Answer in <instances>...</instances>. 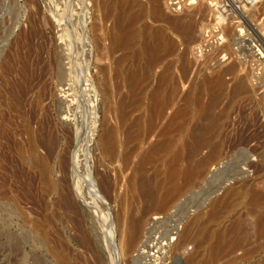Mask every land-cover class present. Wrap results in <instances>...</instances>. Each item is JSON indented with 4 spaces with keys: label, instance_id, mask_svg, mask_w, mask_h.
<instances>
[{
    "label": "rangeland",
    "instance_id": "obj_1",
    "mask_svg": "<svg viewBox=\"0 0 264 264\" xmlns=\"http://www.w3.org/2000/svg\"><path fill=\"white\" fill-rule=\"evenodd\" d=\"M263 1L257 0L253 2L252 13L256 11L253 13H256L254 19L257 18L256 23L261 27L257 30L254 22H250L246 15L244 18L239 17L232 20L228 17L229 15L224 16V13L219 11L218 22L211 11H209L211 7L215 14L218 13L219 5L216 4L215 0H160L162 12L170 16H181L188 11H196L195 17H193L195 19L192 21L194 22V27L192 26L194 30L192 29L190 34H182V36L176 35L170 29L166 30V34L173 44L172 46L170 45L172 49H169V45H167L169 46L168 49L167 46L161 47L160 58L155 67V75L153 74L150 80L152 86L144 89L140 100L134 96L133 90L129 89L130 86L123 81L124 74L122 70L135 67L141 69L146 66V56L142 52L141 46L148 39L144 41L143 37L137 35L130 40L128 46L115 50L113 55H111V49L108 48L110 43L106 40L105 45H107L109 50L107 48L104 49L102 56H108H105L107 61L105 58H100L101 61H99L102 64L108 62L105 64L107 70L108 68L111 70L112 68L110 69V67L114 69L109 73V70L107 71L109 75L107 76L110 78L106 76L109 79L107 84L111 95V101L108 103L109 111H106L101 102L103 99V88L100 84V80H102V74L99 70L100 62L97 64L93 62V65L89 66L88 70H84L85 68L82 66L84 61L81 53H84V50H82L84 45L81 42L82 38H79L80 40L77 39L81 37L80 31L78 32V29H80L78 26V8L80 6L78 0H0V264H29V262H33V255L35 254L38 255L39 264H51L45 251L47 245L49 247L63 248L66 254H69L68 258L71 264L108 263L107 255H105L107 250H109L107 230L111 222L114 225L117 222V209L120 206V202L125 201L126 205L132 207L142 206L144 201L139 193L137 182L141 178L146 177L149 182L152 180L149 183L150 186H154L155 183H161L164 180L166 164L171 152L159 154V158L143 164L144 166L142 165L146 171L142 167H138L133 174L132 167L122 175L118 171V165L114 164V162L106 165L105 168H101L96 160H93V178L95 179V184H97V189L100 190L99 197L94 193H90L88 188H83L84 197L81 195V197H78L76 190H74L75 201L70 204V207H65L61 204L57 194L48 190L46 186L44 187L37 171L27 165L26 147L28 134L26 126L39 141L47 140V138L58 139L56 150L61 156V161L58 163L51 161L55 167V173L50 177L52 179L62 178L65 174L66 179L71 182L68 172L70 165H72L70 164L72 152L77 150L75 153L77 154L74 163L75 168H77V171L82 168V171L85 172V167L83 166H89L86 148L91 139L93 148L96 147V144L100 145L103 123L106 122L113 126L117 123L118 127L116 125L115 127L119 128L117 119L119 115L144 119L148 114L147 104L149 101L147 94L155 86L158 72L166 65L169 67L171 71L170 80L164 91H171L175 88V83L179 81V67L185 63V59L189 72L184 78L185 80L182 79L183 86L179 90L182 95L190 84H192V88L189 99L180 102V112L179 116H177L179 119L175 117L176 120H174L176 128L179 130L174 131L169 136L173 143L171 150H178L185 141L187 143L191 142L190 135L196 122L195 119L210 104V102L207 103V100L210 101L208 97L210 96L211 98L212 95L209 93L210 86L205 83L206 77L225 70L226 67L233 66L234 72L223 76L226 86L221 92V97L215 99L216 101L219 100V103L215 102L213 106H217L214 108L211 105L210 107L213 108V111H209L210 116L220 115L225 117L223 127L214 128L216 134L214 142L222 143V157H224V160L220 166L216 167V170H219L216 175H210L208 178L203 179L200 184L187 187L186 190L172 198L167 209L157 212L160 216H164L157 223H160L158 229L169 228V224H173L174 216L179 214L176 218H182V216L186 215L185 213L194 210V207L201 204V200L203 202L207 198L210 190L212 191L218 185L224 184L225 180L227 185L229 182L233 186H238L243 182L244 177L248 183H251L250 187L259 185L257 188L264 191ZM196 7L197 10L195 9ZM201 11H203L204 15ZM200 14L203 16H200ZM104 20L100 17L98 20L99 25L102 26L101 24H103L105 26L106 23L107 28L103 26L102 28L108 31L112 27V22L111 20L104 22ZM240 22L241 25L243 23L242 26ZM142 24L162 25V23L151 22L150 17L147 15L136 27L141 28ZM251 26L256 31L252 30ZM230 29L232 31L228 33ZM240 29H242V32L239 31ZM186 36L193 38L190 39L189 37L188 40ZM168 50L170 54H167ZM165 51H167L166 54ZM66 53L71 56L68 58ZM102 56L100 55V57ZM182 57H185L184 60ZM63 58L73 62L70 61L69 63L72 65L68 76L67 73H62L60 82L57 77V62L58 60H63ZM117 58L120 63L114 61L118 60ZM69 60L65 61L69 62ZM116 66L117 68H115ZM81 67L83 71L80 69ZM82 72L86 73L84 75L86 79ZM87 73L92 81V83L88 82L90 86L86 84L87 82H84L89 81ZM241 76L244 77L246 86H248L246 96L233 97L230 94L232 93L230 92L232 85ZM82 81L85 85L82 84ZM118 82L120 86H117ZM198 87L201 89L199 88L200 90H198ZM130 90H132V94H128ZM197 90L200 92H197ZM206 91H209L208 94H206ZM129 95L134 96V99H128V97L130 98ZM198 95H202L200 96L202 99H200V103L197 100ZM122 100L126 102L123 105L134 101L128 107L124 105L126 107H124L126 111L123 109L124 113L119 109L122 107ZM137 100L138 102H136ZM120 101L121 103H118ZM176 104L178 103H172L174 108L171 107L169 112L178 106ZM132 107L135 110H132ZM126 112L127 114H125ZM180 118L183 119V122ZM219 130L220 132L217 134ZM143 149L139 150L135 162L137 161L136 159H139ZM38 151L40 154L45 155L43 147H39ZM206 151H208V148H203L200 153L204 154ZM227 168L229 169L227 170ZM223 171H225L227 177L225 176L223 177L224 179L222 178L219 181L216 176ZM233 172L236 175H233ZM238 172L242 174L239 175ZM240 177L241 179H239ZM107 182L110 185H107ZM165 184L166 181L165 183L163 181L158 190L159 193L164 191ZM250 187L242 190L238 195L232 196L228 203L224 205L225 207L221 205L222 209L221 206L215 208L214 211L218 212L217 214L214 211L213 214L210 206L206 205V207L200 208L203 212L197 219H193L194 215H186L183 227L189 226L188 232L191 235L201 229L219 231L232 226L240 229L244 227L243 230L246 231V245L244 248L250 254L246 257V260L238 261L237 264H264V234L257 236L255 221L258 212L264 209V203L260 206L250 203ZM189 190L191 192H188ZM221 192L219 191L218 194ZM206 202L208 201L206 200ZM176 203L178 204V210H174V207H172ZM208 213L215 215V219L213 215ZM164 219L165 222H163ZM36 221L46 227V239L35 231L33 222ZM28 233H32L33 236L27 239ZM191 252H193V247L192 244H189L182 256L178 257L176 255L178 262H184L185 257ZM26 253H29L28 260L25 256ZM236 253H240V251ZM173 255L168 261L174 260ZM204 255L205 252L201 251L200 257L202 258ZM128 258L130 259V255L122 258L123 261L120 264H131L132 261L129 260L130 262H128ZM226 258L223 257L212 264L221 263ZM112 263L114 264V261L110 262V264Z\"/></svg>",
    "mask_w": 264,
    "mask_h": 264
},
{
    "label": "bare ground",
    "instance_id": "obj_2",
    "mask_svg": "<svg viewBox=\"0 0 264 264\" xmlns=\"http://www.w3.org/2000/svg\"><path fill=\"white\" fill-rule=\"evenodd\" d=\"M215 1H216V4L219 5V9L217 10L218 13L215 14V12H213L211 7L209 8V11H211L212 15H214L217 21H218V16H219L218 14H220L219 11L221 13H224V16L229 15L228 17L231 18L232 20L234 18H239V17L244 18L246 15V18H248V20L250 19V22H254V25L257 27L255 29L258 30V28L259 29L261 28L260 25L256 23L257 18L254 19V15L256 13L255 14L253 13L256 11H253L252 13L253 2H247L246 0H215ZM78 3H80V6L78 8V22H79L78 26L80 27V29H78V32L80 31L81 37H78L77 39L82 38L81 42H83V45H84V46L81 45L83 46L82 50H84V53L83 52L81 53L82 60L84 61L82 65L84 66L83 68H85L84 70H88V67L92 66L93 62L97 64L103 58H105L107 61L106 57L108 56L106 55H105L106 57L102 56L103 50L107 48V45H105L106 40H108V42L110 43L108 48L111 49V53H112L111 55H113L115 50L117 51V49L125 48L126 46H128L130 40H132L137 35L143 37L144 41L145 39H148L146 43L141 46L142 52H144L146 56L145 58L146 66L144 68L142 67L141 69L135 67V68L128 69V70L127 69L122 70V73L124 74L123 81L126 82V84L130 86L129 89L131 88L133 90L132 93L138 100H140L141 95L144 93V89H147L148 86H152V82H150V80H151L152 75L156 71L155 67L157 66L159 58H160L159 52L161 50V47H165L167 45L169 46L173 45L172 41L166 34V30L170 29L173 33H176V35H181V36L182 34H185V35L190 34L192 29L194 30L193 28L194 22L192 21L193 19H195L193 17H195L194 14L196 11L194 10L188 11L187 13L181 16H170L162 12L160 8V0H78ZM195 9L197 10V7ZM203 11H201L202 14H203ZM202 14H200V16ZM145 15L150 17L151 22L162 23V25L152 26L150 24H142L141 28L139 27L137 28L136 26H138L139 23L142 22ZM100 17L102 20L105 19L104 22H106V20L107 21L111 20L112 27H110L108 31L102 28L103 24H101L102 26L99 25L98 20L100 19ZM240 25H241V22H240ZM106 26L107 25L105 23V26L103 27L105 28ZM250 28L252 30H255L254 27L252 26ZM231 31L232 30L230 29L228 33H230ZM239 31L242 32V29H240ZM91 35L93 36L91 37ZM190 36L188 37L186 36L188 40ZM191 38L193 37H190V39ZM184 41L186 42V40ZM80 43H78V45H80ZM169 46H167V49ZM171 46L169 49H172ZM166 52L167 51H165V54ZM168 53H169V50L167 54ZM100 55L102 57H100ZM67 56L69 58L71 55L67 54ZM121 56H124V55H121ZM58 59H59V56H58ZM65 60H69V59H65ZM65 60L63 58V60H58L57 62V77L60 82L62 79V76H61L62 73L65 72L67 73V76H68L69 71H71L72 64H69L71 60H69V62ZM114 61H117L116 63L118 62L120 63L119 59L114 60ZM133 61L135 60L133 59ZM107 63L108 62L102 64L100 62L99 64L101 65L99 64L98 65H99V70L102 74V80H100V84L102 85L101 87L103 88L102 89L103 99L101 100V102H102L104 109L106 111H109L108 103L109 101H111L110 100L111 95H110V91L108 89V84H107L108 83L107 80L109 79L106 78V76L108 75L107 71L109 70V68L107 70L106 68L107 66L105 65ZM185 63H186V59H185ZM185 63L180 66L181 68L179 67V71H180L179 81L175 83V88H173L172 90L170 89L171 91H166V92L164 91L165 86L168 84L170 80L171 71L169 67H167L166 65V67H163L158 72L156 76V81H155L156 84L152 89H150L149 94H147L148 101H149L147 104L148 114L147 116H145L144 119H139L137 117L131 118L130 116H124V115L121 116L118 114L119 116L117 117L119 118L117 119L119 121L118 123L119 128L115 127L117 123L114 126L109 125L106 122L103 123L102 128H101V134H100V145L98 146V144H96V147L93 148L91 146V142H92V139H91L86 148L87 149L86 152L88 154L87 161H88L89 166H87L84 163L86 165V166H83L85 167V172L82 171V168H80L78 171H77V168H75L74 163H75V158L77 156V154L75 153L77 152V150L76 152L74 151L72 152L71 157H70V164L72 165H70V167L67 165L69 167L68 174L70 175L71 182L66 179L65 174H64L65 177L63 176L62 178L59 177L56 179H52L50 177L51 175H53V173H55V167L52 165L51 161L57 162V163L61 161V156L56 150L58 142H59L58 139L57 138L55 139L47 138V140L39 141L36 137H34V134L30 132L27 126L25 125L27 134H28V142H27V147H26L27 165L31 166L33 169L37 171V173L39 174L40 180L44 184V187L46 186L48 190L53 191L54 194H57L60 198L61 204L64 205L65 207H68V206L70 207V204L73 201H75V197L73 194L74 190H76L78 197L80 195L84 197L85 193L83 192V188H88L90 193H94L95 195L99 197L98 194L100 190L97 189V184H95L96 182H95V179L93 178V171H92V165H93L92 163H94L93 160H96V162L98 163L99 166H101V168H105L106 165H110L111 163L114 162V164L118 165L119 167L118 171L122 175L125 173V171H127L130 167H132V174H133V172L136 171L138 167H142L143 164L149 163L159 158L158 156L159 154L171 152L169 159L167 161V164H166L165 176L163 180L164 183L166 181V184H165L166 187H164L165 185L163 186L165 189L162 193H159L158 190L161 187L163 181L161 183H155L154 186L149 185V183L152 181L151 179L154 176L153 175L150 179L151 180L150 182L148 181V179H146V177L141 178L139 182H137L139 193L141 197L143 198L142 200L144 201V204L142 206L132 207V206L126 205L125 201L120 202V206L117 209V222L114 225V223L110 221L111 223L107 230V233L109 236V240L107 239L109 241L108 242L109 250H107L106 252L107 254L105 253V255H107L106 256V259L108 262L107 264H110V262L112 261H114V264H120L121 261H123L122 258H124L126 255H130V259L128 258L127 261L128 262L132 261L131 264H212L214 261L216 260L219 261L223 257H227V258L224 261H221V263H216V264H237L238 261L246 260V257H248L250 254L249 251H246V248H244V246L246 245V231L243 230L244 227L240 229L238 227L232 226L228 229L219 230V231H207V230L201 229L199 232L195 233L194 235H191L188 232L189 226L183 227L184 218H186V215L187 216L194 215L193 219L195 220L203 212L201 211L200 208L203 206L206 207V205L210 206V208L212 209L211 212L213 213L215 208L221 205L224 206L226 203H228V200L231 199L232 196H236L238 195V193H241L242 190L248 189L251 183H248V181H246L244 177H243V182L241 181L242 183H240L238 186H233L229 182L227 185V183L225 184V181H226L225 180L224 184L222 183V185L220 186L218 185L219 187L217 186L218 188L216 187V189L212 191L210 190L207 194L208 195L207 198L205 199L202 198L204 199L203 202L201 200V204H199L197 207H194L195 208L194 210H192L189 213H185L186 214L185 216H182V218L180 217L178 219L176 218L177 216H179V214L177 213L178 215L174 216L175 219H173L174 220L173 224L172 225L169 224V228H166V229L164 228L163 230L158 229L159 227L158 225L160 223L159 224L157 223L160 221L161 217H164V216H160L159 214H157V212L167 209L170 206L169 203L171 202L172 198H174V196L177 195L178 193H181L182 191L186 190L187 187L191 185H195V184H200L203 181V179L208 178L210 175H214V174L216 175L217 172L219 171L218 169L216 170V167L220 166L224 160V157H222V143L214 142V138L216 135L214 132V128L223 127L225 117L220 116V115L210 116V112L213 111V108L215 106H217V105L213 106V104L215 102L219 103L218 102L219 100L216 101L215 99H217V97H221L220 96L221 92L226 86L223 76L227 73H233L234 72L233 66L228 67V68L226 67L225 70H222L220 72L218 71L214 75L212 74V76L206 77L205 83L207 86H210V89H209L210 92L206 91L207 92L206 94H208L209 92L212 95L211 98L210 96L208 97L210 101L207 100L208 101L207 103L210 102V104L206 106L207 108L205 109V111H202V113H200L199 111L200 115L197 117V119H195L196 122L194 124V128L190 135L191 142L187 143L185 141V143H183L182 146H180L178 150H171L173 143L171 139L169 138V136L174 131L179 130L176 128L174 120H176L178 118L177 116H179L180 102L181 101L183 102L185 100L187 101L189 99L190 90L192 88V84H190L188 86V89L186 88L187 90L186 91L184 90V93L182 95L179 90L180 87L183 86L182 79L186 78L189 72V69L187 68L188 66ZM192 67H193V63H192ZM73 68H74V65H73ZM111 68L113 69V67H110V69ZM115 68H117V66ZM80 69L83 71L82 67ZM112 69L109 70L108 73L111 72ZM82 74L84 76L86 73L82 72ZM84 78L86 79V76H84ZM87 78L89 81H84V82H87L86 84L89 85L88 82L92 83V81L90 80L91 77L89 78V74L87 75ZM112 78L114 79V77ZM84 82L82 84L85 85ZM72 83H73V80H72ZM118 85H119V82L117 86ZM247 87L248 86H246L244 77L241 76L237 78V80H235V82L233 83L232 90L230 89L231 90L230 92L232 93L230 94H232L233 97L234 96L236 97L246 96ZM199 88L200 87H198V90L201 89ZM206 89L208 90V88ZM132 90H130V92L128 91V94L131 93ZM198 90L197 92H200ZM93 91L95 92V90ZM134 96H130V98L128 97V99H134ZM200 96L202 95L197 96V100H199V103L202 100ZM95 97H96V94H95ZM229 97L232 98L231 96ZM124 100H122V103L121 101L118 102V103H121L123 107L122 108L121 105L119 104L121 107L119 109L122 110V113L126 111L124 109L125 107L124 105H127L128 107V105L132 102L130 101L129 104L123 105V103H126L124 102ZM138 100L136 102H138ZM174 102L178 103L176 104L178 106H176L175 109H173L174 107L172 105V103ZM211 105L213 106V108L210 107ZM171 107H173L172 108L173 110L171 109L172 111L169 112ZM208 107H210L211 109ZM123 109L125 110L124 112H123ZM132 110H135V109H133L132 107ZM125 114H127V112ZM182 120L183 119H181V121ZM116 126L118 127V125ZM219 132L220 130L217 131V134ZM39 147H43V149H45V155L39 153L38 151ZM142 148H144L142 151V154L140 155V157L138 156L139 159H136L137 161L135 162L136 155L138 154L139 150H141ZM203 148H208V151H206L204 154L200 153ZM58 169H59V166H58ZM142 169L144 168L142 167ZM228 169L229 168H227V170ZM144 170L146 171V169ZM227 170L226 172H228ZM219 174L220 173H218V176H216V179L219 178V181L220 179H222L223 177L227 175L225 171H223L220 175ZM234 174L235 173L233 172V175ZM240 174L242 173H239V175ZM246 176H248V174H246ZM241 177L239 179H241ZM227 180L229 181V179ZM232 181L234 182V180ZM107 183H108L107 185H110L109 182ZM257 187H250L249 200L251 204L255 206H260L261 204L264 203V191H262L261 189ZM219 191H222V192L218 194ZM188 192H191V191L189 190ZM95 195L93 196L95 197ZM206 200L209 203L206 202ZM172 207H174V210H176L178 207V204L176 203L172 205ZM221 209H222V206H221ZM214 212L215 214L218 213L216 211ZM172 214H175V213H172ZM213 214H210V215H213ZM214 216L215 215H213V217ZM255 221L257 225V234H258L257 236L258 237L260 235L262 236V234H264V209L258 212V214L256 215ZM163 222H165V219ZM33 226H34L35 231H37L39 235H41L42 237L46 239V234H47L46 227L42 223L37 222V221L33 222ZM32 236H33L32 233H28L26 238L28 239ZM96 237H99V236H96ZM189 244H192L193 252H191L188 256L185 257L184 262H181V261L178 262V258L176 257V255H178V257L182 256L187 250V246ZM45 251L48 254L51 264H71L68 258L69 254L67 255L63 248L61 247L59 248L56 246L49 247L47 245V248L45 249ZM201 251L205 252V255L202 258L200 257ZM237 251H240V253H236ZM29 253L25 254L27 260L29 258ZM172 254H174L173 255L174 260L168 261L169 259H171ZM32 261L33 262L32 263L29 262V264H39L37 254L33 255Z\"/></svg>",
    "mask_w": 264,
    "mask_h": 264
},
{
    "label": "built area",
    "instance_id": "obj_3",
    "mask_svg": "<svg viewBox=\"0 0 264 264\" xmlns=\"http://www.w3.org/2000/svg\"><path fill=\"white\" fill-rule=\"evenodd\" d=\"M247 2H256L257 0H246Z\"/></svg>",
    "mask_w": 264,
    "mask_h": 264
}]
</instances>
